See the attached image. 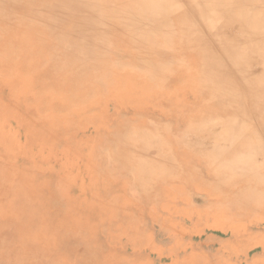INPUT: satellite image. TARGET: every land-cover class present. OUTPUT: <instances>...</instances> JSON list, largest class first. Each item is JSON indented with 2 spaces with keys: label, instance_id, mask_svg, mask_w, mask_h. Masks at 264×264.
I'll list each match as a JSON object with an SVG mask.
<instances>
[{
  "label": "rangeland",
  "instance_id": "obj_1",
  "mask_svg": "<svg viewBox=\"0 0 264 264\" xmlns=\"http://www.w3.org/2000/svg\"><path fill=\"white\" fill-rule=\"evenodd\" d=\"M98 6L0 0V138L13 144L0 149V185L11 171L23 179L0 186V264L22 263L4 259L24 255L25 241L26 264H264L261 94L247 102L225 80L210 88L232 91L208 106L196 57L164 72L133 57L128 39L97 47ZM176 71L187 82L166 92ZM16 75L24 92L10 96L4 81ZM42 124L52 132L42 136Z\"/></svg>",
  "mask_w": 264,
  "mask_h": 264
},
{
  "label": "bare ground",
  "instance_id": "obj_2",
  "mask_svg": "<svg viewBox=\"0 0 264 264\" xmlns=\"http://www.w3.org/2000/svg\"><path fill=\"white\" fill-rule=\"evenodd\" d=\"M95 1L99 5L98 8L96 9L95 14L96 17L99 19V22L101 23L100 36L99 35L96 36L95 34L93 38V40L96 41V43L94 44H96L97 47H103V46L107 47V45H105L108 43L107 40H109L113 45L114 44L116 45V43H118L121 40V38H124L125 41L128 39L129 46L128 45L127 46L134 51L133 57H139L142 60L149 58L154 61L156 60L161 61V64L156 66V68L164 72H167L168 71L167 69L176 70L180 67V65L183 66L185 61L181 60L182 57H196L198 63L200 64L198 66L201 70L200 71L201 73L199 75L201 78V82L209 88V90L207 91L203 90L202 92H200V94L203 95L199 96L198 99L200 101L202 100V103L206 105L208 104V106L211 100L217 99L221 96L224 97L226 93L232 91V90H227L228 92L226 91L217 92L216 89L210 88V86L212 85L218 86L220 83L223 82L225 83V80H227L228 85L232 86L233 89H236V91L238 90L240 93H242V95L244 94V97L242 99H245L247 102L252 97L253 93H260L262 99L264 100V92L262 91L264 90V0H95ZM87 13H89V11ZM104 21H109L110 24L106 25L104 24ZM154 25H159L161 29L148 30V28L149 29L153 28ZM76 32H78V30ZM95 33L98 32L95 31ZM86 38L87 37L85 36V39ZM171 44L173 45L172 46L173 49L169 48ZM148 45H152V49L150 51H148L149 50L147 48ZM85 48L87 49V47ZM127 56L128 55H126V57ZM82 58L85 59L86 57H82ZM226 64H229L228 67L226 66ZM124 69L126 71V67H124ZM215 69H216V73H213V70ZM179 73L172 80L170 88L168 86L169 84H167L166 92H169L170 90L172 91L182 90V87L184 86V82H187V80H185L186 78L185 76ZM2 74L4 73H1L0 75L2 76ZM51 74L52 73H49V75ZM114 74L115 75H112V77L114 76L113 78L109 77L108 79L109 81L108 85H110L109 89L111 90L110 92L112 95H114L113 94L114 88L112 89V86L115 87L121 82V79L120 77H117L116 72ZM53 75L54 73L51 76ZM17 80H18V76L16 75V77H14L13 79L10 78L4 81L5 88H7L9 92L8 95L11 96L12 94H14L15 90L20 91L21 94L24 92L22 87L19 86L14 87ZM102 87L103 89H106L105 85ZM97 88H98L97 90L100 91L99 87ZM241 101L242 100H240V102ZM235 105L237 106L236 103ZM238 110L236 111L237 120L240 117H242L240 115V112L238 113ZM254 110L256 111V109ZM0 116H2L1 113ZM3 116L6 118V115ZM221 117L220 118L224 123L223 125L224 126L226 125V127L229 129L228 133L231 134L238 133L239 129L237 128V126L239 123L235 125L231 123L226 124L227 119L230 120L233 119L232 116L231 118H229L225 114ZM16 119H18L17 122H20L18 116H16ZM42 120L38 122H42ZM5 124L7 125L8 123ZM5 124L1 125L2 128H4ZM44 125L42 124L39 128V132L42 134V136H44L45 134H50V132H52L50 131V127L49 128L46 127L48 128L46 129ZM258 130L259 132L264 133V126L260 127V129ZM254 139L259 141V139H257L256 137H254ZM12 145H13L12 143H10V145L1 144V138H0V149L2 151L10 149ZM262 147L263 144L261 145V147L260 146L253 147L250 150H252L253 152L263 151ZM216 148L219 149V147ZM8 152L10 151L8 150ZM3 160H4V156L0 154V171L3 170L2 172H4V169L6 168L5 165L8 164L7 160L5 161ZM243 160H249V159H243ZM249 161H247L246 163L244 162V166L246 167V169L252 166V163ZM241 162L243 163V161ZM27 164L29 165V163L26 161L24 166ZM245 167H243L244 170ZM20 172L17 171L15 173L11 171L8 174V176L2 178L1 181L2 183L0 186L4 187L6 185L7 187V184H12V185H15L17 183L21 184L23 179L19 177L21 176ZM23 175H25L26 177L27 173ZM32 177L34 179H32ZM27 178L30 179L32 183L38 182L39 184H41L42 182L36 180L35 176H29ZM33 193L35 192L33 191ZM24 209L25 208H23V210ZM18 245L25 248L24 255L21 254L20 256L19 255L10 256L9 259H4L5 261L6 260L11 261L10 259L15 258L19 260V262H22L19 264H26V261L28 259L27 241L20 242L16 246ZM2 260L3 259L0 258V262H2Z\"/></svg>",
  "mask_w": 264,
  "mask_h": 264
}]
</instances>
